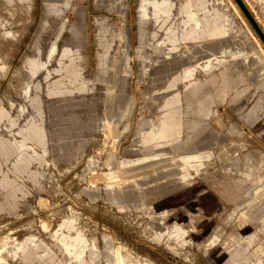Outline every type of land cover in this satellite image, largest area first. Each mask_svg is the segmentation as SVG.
I'll return each mask as SVG.
<instances>
[{"label": "rangeland", "instance_id": "obj_1", "mask_svg": "<svg viewBox=\"0 0 264 264\" xmlns=\"http://www.w3.org/2000/svg\"><path fill=\"white\" fill-rule=\"evenodd\" d=\"M0 264H264V49L229 0H0Z\"/></svg>", "mask_w": 264, "mask_h": 264}, {"label": "bare ground", "instance_id": "obj_2", "mask_svg": "<svg viewBox=\"0 0 264 264\" xmlns=\"http://www.w3.org/2000/svg\"><path fill=\"white\" fill-rule=\"evenodd\" d=\"M230 3L233 5V7L235 8L236 12L240 15V17L242 18V20L244 21V23L246 24V26L248 27L249 31L251 32V34L253 35L254 39L256 40V42L259 44V46L264 49V43L262 42V40L260 39V37L258 36V34L255 32V30L253 29L252 25L249 23L248 19L245 17L244 13L242 12V10L240 9L239 5L237 4V2L235 0H229ZM243 2L245 3V5L247 6V8L249 9V11L252 13L253 17L255 18L257 24L260 26V22L257 19V17L253 14V10L251 8V6L248 5V2L246 0H243ZM261 27V26H260ZM262 29V28H261ZM263 30V29H262ZM264 32V30H263Z\"/></svg>", "mask_w": 264, "mask_h": 264}, {"label": "water", "instance_id": "obj_3", "mask_svg": "<svg viewBox=\"0 0 264 264\" xmlns=\"http://www.w3.org/2000/svg\"><path fill=\"white\" fill-rule=\"evenodd\" d=\"M239 5L240 9L244 13L245 17L248 19L249 23L252 25L255 32L258 34L262 42L264 43V32L261 27L257 24L255 18L253 17L252 13L249 11L243 0H235Z\"/></svg>", "mask_w": 264, "mask_h": 264}]
</instances>
